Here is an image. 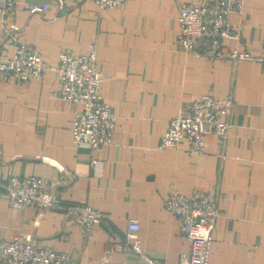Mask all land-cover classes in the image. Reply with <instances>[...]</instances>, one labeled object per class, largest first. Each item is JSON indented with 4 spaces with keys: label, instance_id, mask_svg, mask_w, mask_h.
<instances>
[{
    "label": "crops",
    "instance_id": "1",
    "mask_svg": "<svg viewBox=\"0 0 264 264\" xmlns=\"http://www.w3.org/2000/svg\"><path fill=\"white\" fill-rule=\"evenodd\" d=\"M178 1L190 0H125L112 9L87 0H18L14 14L0 16L3 53L15 37L52 65L59 51L86 53L94 40L99 90L116 116L111 144L75 147L71 127L80 105L59 96L53 71L23 85L0 79V181L42 176L65 203L105 213L88 232L61 209L12 207L0 188L5 239L30 234L33 243L71 253L73 264H140L131 250L107 252L135 219L143 252L177 264L190 244L164 198L172 190L214 191L220 213L209 264H264V0H244L229 16L240 36L226 38L224 51L252 57L239 61L181 50ZM26 3L44 9L30 12ZM12 25L19 30L7 32ZM201 94L232 97L230 113L219 116L230 123L227 138L206 134L200 153L186 140L159 148L170 118Z\"/></svg>",
    "mask_w": 264,
    "mask_h": 264
},
{
    "label": "built area",
    "instance_id": "2",
    "mask_svg": "<svg viewBox=\"0 0 264 264\" xmlns=\"http://www.w3.org/2000/svg\"><path fill=\"white\" fill-rule=\"evenodd\" d=\"M87 1L99 8L112 9L125 0ZM17 2L0 0V16L14 14ZM243 5L244 0L178 1V47L197 58L228 57L234 61L252 58L248 51L223 49L226 38L237 39L240 36V28L229 20V16L240 13ZM25 8L36 12L42 11L44 6L26 3ZM16 30L19 28L12 25L7 32ZM12 39L9 53H3L0 48V79L14 78L23 85L30 79H40L48 71H53L57 78L59 96L80 105L74 112L71 127L73 146L94 149L111 144L116 116L99 90L102 74L97 68L96 42L93 40L88 43L86 53L59 51L56 63L51 65L42 58L33 44L15 37ZM232 105L231 96L218 99L210 94L199 95L170 118L160 136L159 148H178L186 140L190 143V152L200 153L204 150L206 134L214 133L225 140L230 123L219 116H227ZM93 163L99 165L97 161ZM0 188L6 192L10 206L20 209L37 207L43 211L61 209L88 232L105 217L100 208L84 203H65L49 179L42 176L13 175L6 181H0ZM218 199L214 191H195L187 195L176 190L164 198V207L174 216L190 244L188 252L180 256L177 264H209L213 231L220 213ZM138 229L137 220L129 219L125 237L121 241L112 242L107 252L131 250L138 256L140 264H161L143 252ZM31 239L30 234H25L7 240L0 234V264H73L71 253L33 243Z\"/></svg>",
    "mask_w": 264,
    "mask_h": 264
}]
</instances>
